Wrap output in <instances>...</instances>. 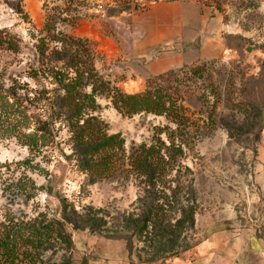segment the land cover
I'll return each mask as SVG.
<instances>
[{
    "label": "rangeland",
    "instance_id": "1",
    "mask_svg": "<svg viewBox=\"0 0 264 264\" xmlns=\"http://www.w3.org/2000/svg\"><path fill=\"white\" fill-rule=\"evenodd\" d=\"M19 1L0 0V34L11 36L18 45L14 51L0 49V89L15 90L17 97L0 110V125L16 127L14 134L0 133V224L40 216L60 219L65 202L67 210L79 214L67 224L71 247L47 251L42 260L85 259L88 264L123 255L131 263L195 262L215 252L225 238L230 243L244 230L264 228V0H196L220 14L239 36L229 40L234 52L231 58L225 56V62H200L170 82L158 83L176 105L179 126L165 115L123 117L102 97L95 98L96 110L85 115L102 122L107 135L118 134L127 156L140 145L169 146L171 139L182 144L183 152L175 158L182 167L181 184H167L163 192L170 197L165 209L172 224L181 218L175 212L181 207L191 221L161 231L151 227L142 231L135 223L145 200L139 179L123 174L91 184L77 167L73 125L55 114L54 99L63 92L49 76H30L32 51L42 37L45 0H21V13ZM51 1H55L51 7H63V0ZM153 1L157 0H92L87 14L95 17L84 19L77 28L58 30L94 45L92 62L103 81L123 94H139L146 85L131 93L117 86L123 77H107L111 75L94 31L119 38L127 31L128 15ZM101 6L112 7L113 17L108 18ZM192 67H198L196 74L188 71ZM85 91L90 94V88ZM39 121L47 124L50 134L30 149L19 135L34 134Z\"/></svg>",
    "mask_w": 264,
    "mask_h": 264
},
{
    "label": "trees",
    "instance_id": "2",
    "mask_svg": "<svg viewBox=\"0 0 264 264\" xmlns=\"http://www.w3.org/2000/svg\"><path fill=\"white\" fill-rule=\"evenodd\" d=\"M62 1V0H56ZM92 0H63L62 8L51 7L55 1L45 0V21L41 31L42 37L32 51L34 59L29 66L30 76H49L54 79L63 95L54 99L57 117H63L73 125V145L77 167L87 175L89 183L93 184L107 178H116L129 175L135 176L144 185L145 200L142 204V214L136 220L140 230L154 231L180 228L191 221L186 215V208H179L176 214L180 215L172 224L168 217L169 196L165 191L167 184L180 185L182 167L175 158L182 154V144L176 145L171 139L169 146L164 143L161 147L140 145L133 147L126 155L124 142L117 135H107L105 127L95 117L85 115L96 110L95 98L109 99L113 108L123 117H133L137 114H152L155 116H171L177 121L176 105L167 97L166 89L158 83L170 82L178 73L188 67L169 71L145 80L144 92L133 95L123 94L119 89L111 86L95 72L92 57L93 44L86 39H76L65 35L59 26L77 28L84 19L93 18L88 15V3ZM21 0L18 4V13H21ZM104 8L108 18L114 15L112 7ZM105 23L103 24L104 28ZM17 42L9 35L0 34V49L16 50ZM198 67L188 69L193 74ZM90 88V94L85 89ZM15 90L8 92L0 89V110L7 106V100L15 98ZM17 100V97L15 98ZM82 122V124H80ZM179 126V121H177ZM14 126L2 127L0 133H15ZM40 133V135H38ZM50 134L46 123L38 122L34 134L21 133L19 138L23 145L30 149ZM162 151H164L162 153ZM126 166L129 168L126 169ZM186 171V169H185ZM172 173H174L172 175ZM171 176L170 179L167 177ZM19 192L23 187L14 185ZM170 189V186L167 187ZM22 193V192H21ZM142 200V199H141ZM160 200L163 203L160 204ZM60 219L41 218L29 221H9L8 225L0 224V264H88L82 259L75 263L63 259L59 263L44 262L42 255L55 248L68 250L71 247V237L67 231V224H73L79 214L72 208L67 210V204L62 202ZM177 218V216H176ZM73 228H78L74 225Z\"/></svg>",
    "mask_w": 264,
    "mask_h": 264
},
{
    "label": "crops",
    "instance_id": "3",
    "mask_svg": "<svg viewBox=\"0 0 264 264\" xmlns=\"http://www.w3.org/2000/svg\"><path fill=\"white\" fill-rule=\"evenodd\" d=\"M126 33L112 38L94 31L97 49L108 66L109 79L123 77L117 86L131 93L143 90L145 80L200 62L231 58V32L223 17L196 0H157L128 15ZM137 89L138 91H135ZM264 213V212H263ZM264 222V214L262 215ZM264 228L247 229L229 243L225 238L217 250L202 260L185 264H264ZM89 264L131 263L122 257Z\"/></svg>",
    "mask_w": 264,
    "mask_h": 264
},
{
    "label": "built area",
    "instance_id": "4",
    "mask_svg": "<svg viewBox=\"0 0 264 264\" xmlns=\"http://www.w3.org/2000/svg\"><path fill=\"white\" fill-rule=\"evenodd\" d=\"M222 61H224V62H225V60H222Z\"/></svg>",
    "mask_w": 264,
    "mask_h": 264
}]
</instances>
